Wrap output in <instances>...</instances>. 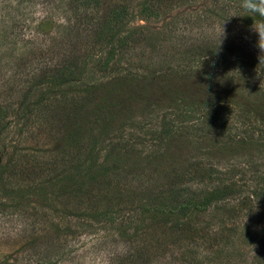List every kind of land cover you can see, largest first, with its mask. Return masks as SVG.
Instances as JSON below:
<instances>
[{
  "label": "rangeland",
  "instance_id": "374dc122",
  "mask_svg": "<svg viewBox=\"0 0 264 264\" xmlns=\"http://www.w3.org/2000/svg\"><path fill=\"white\" fill-rule=\"evenodd\" d=\"M240 4L0 0V264H256L264 196L239 204L259 188L264 149L209 146L218 130L203 122L216 103L226 136L264 140L259 21ZM234 165L244 191L229 206L167 222L141 211L148 197L167 204L170 185L200 199Z\"/></svg>",
  "mask_w": 264,
  "mask_h": 264
},
{
  "label": "trees",
  "instance_id": "16d2710c",
  "mask_svg": "<svg viewBox=\"0 0 264 264\" xmlns=\"http://www.w3.org/2000/svg\"><path fill=\"white\" fill-rule=\"evenodd\" d=\"M154 1H158V0H154ZM97 2V0H81V3L83 5H88V4H95ZM112 13L113 15L110 16L111 19L116 20L117 22L123 18L124 14L122 9H117V8H112ZM224 10V9H223ZM150 11V10H149ZM151 12V11H150ZM225 14L226 11L224 10ZM257 21H260L261 18L257 15H254ZM116 32H119L118 30L113 31V34H116ZM70 57L72 58V54L70 55ZM68 65H70V62H68ZM78 77L76 76L75 80ZM50 89H54L53 91L57 92L59 91L61 93V97L63 98L65 96V91L63 89H61V87L59 86H53ZM248 106V105H247ZM261 106V105H260ZM219 108V110H218ZM220 108H223V106H217L216 103L215 105L212 103L210 106L207 107V111L211 114V117H205L204 118V125L207 126L211 132H215L218 130V135H216L217 137H211V140L208 141V145H215L218 149L222 150L223 152H226L228 149H234V148H241V149H252L254 148V150H258V146H260L261 150L264 149V140H258L255 141L254 138H252L250 135L248 136V138L246 139V137L244 139L239 138V140H235V139H231V136L228 135L226 136L223 132H226V130H228V124L225 125V118H224V114L222 115V112L220 111ZM262 109V108H261ZM263 110V109H262ZM203 112V111H202ZM2 113V106H0V117H3ZM206 113V114H209ZM246 120H248V122L250 123L249 119L247 118ZM203 125V126H204ZM203 126H200V128L198 129H202ZM220 129H222V131H219ZM208 130V131H209ZM171 132H176V131H171ZM159 136L160 138H165V137H170L168 131H165L163 129H161L159 131ZM215 134H217L215 132ZM172 138L177 137L179 134H172ZM203 135H205L203 133ZM224 138H223V137ZM235 136V134H233V137ZM246 136V135H244ZM242 136V138L244 137ZM236 137V136H235ZM233 142V143H232ZM92 164L89 163L87 164V166L85 168H89L91 167ZM236 169V165L232 166V167H228L227 168V172L230 175V178L227 180L225 178V172H218V174H220L218 176V182L216 183L215 186H212L210 188H203L201 190V192L203 193V195H201L200 199H197V196H193L192 197H187V195L184 196H179L183 194V187H180L178 184L176 185H170V190L168 191L169 194H173L171 196V199L168 201L167 204H163L160 202V204H153L150 201V198H146V202L149 200V202L147 203L148 205H146V203H141V211L142 212H146L149 211L156 215L159 216H164V220L165 222L171 220L170 218L174 215L177 216V213H180V211H183L184 213L189 212L190 209L191 210H198V209H204L206 207H208L209 205H211L212 203H223V204H228L229 200L231 199V195L233 196V193L235 192L236 196H241L243 194L244 189L237 187L236 191L232 188L235 187L234 184L235 182L239 181V180H244L245 178L242 177V175L238 176L237 178H232L234 179V181L231 180V175H235L233 173V170ZM187 171V169H186ZM253 173L255 170H251ZM80 172V171H79ZM185 172V171H184ZM172 173H175L174 171H172ZM182 175H184V173H180L178 175V177H174L175 180H173V182L175 181H179V180H184ZM90 176V175H89ZM221 176V178H220ZM70 179H73L72 177H70V175L68 176ZM228 178V176H227ZM255 179L256 181L260 182L259 183V188L256 189L255 191L252 190L253 194L252 195H248L247 201L245 202H241L239 205L243 208V210H245L246 208V204H248V202L252 201L255 198H258L259 196H264V174L259 175L258 173L255 175ZM185 181V180H184ZM181 182V181H180ZM233 182V184H232ZM240 185H245V183H240ZM179 186V187H177ZM39 191H42V187H40L38 189ZM69 190V194L71 195H75L77 196L79 193H81L82 191L79 189V184L72 186L71 188L68 189ZM227 202V203H226ZM263 202L264 200L262 199V197L260 198V200L257 202L258 205H260V203ZM152 204V205H149ZM146 205V206H145ZM229 206V204H228ZM89 211L86 212V214L83 213H79L82 216H91L94 220H111L113 219V217L111 216L112 213H110L107 210H103V212L101 213L102 217L100 216L99 219H97L98 216V210L94 207H88ZM174 211H177L176 213H174ZM100 215V214H99ZM167 215V216H165ZM161 216V217H162ZM175 219V218H174ZM146 253H142V249L138 248L137 252L135 254L134 257L139 258L141 255L143 256ZM264 254H262V257H258L256 260H258L256 262V264H264ZM131 256V254L129 255ZM45 264V261H44Z\"/></svg>",
  "mask_w": 264,
  "mask_h": 264
},
{
  "label": "clouds",
  "instance_id": "9594fccd",
  "mask_svg": "<svg viewBox=\"0 0 264 264\" xmlns=\"http://www.w3.org/2000/svg\"><path fill=\"white\" fill-rule=\"evenodd\" d=\"M240 6L247 12L264 18V0H241ZM253 30L258 35L257 47L264 53V19L253 26ZM223 35L224 33H222Z\"/></svg>",
  "mask_w": 264,
  "mask_h": 264
}]
</instances>
